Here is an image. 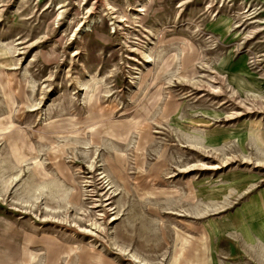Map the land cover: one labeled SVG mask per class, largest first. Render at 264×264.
<instances>
[{
	"label": "rangeland",
	"instance_id": "obj_1",
	"mask_svg": "<svg viewBox=\"0 0 264 264\" xmlns=\"http://www.w3.org/2000/svg\"><path fill=\"white\" fill-rule=\"evenodd\" d=\"M3 165L0 264H264V0H0Z\"/></svg>",
	"mask_w": 264,
	"mask_h": 264
},
{
	"label": "bare ground",
	"instance_id": "obj_2",
	"mask_svg": "<svg viewBox=\"0 0 264 264\" xmlns=\"http://www.w3.org/2000/svg\"><path fill=\"white\" fill-rule=\"evenodd\" d=\"M106 4H108V2L106 3ZM110 6V5H109ZM139 9V8H138ZM60 12V11H59ZM62 12V11H61ZM59 13L58 14V16H60V14H62V13ZM58 18H60V17H58ZM224 27H225V29L227 30L229 27H228V24H224ZM146 57H148V56H146ZM155 57V56H154ZM147 59V58H146ZM149 59V58H148ZM154 59V58H153ZM216 71V73H217V75L219 76V78H221L222 80H223V82H226V80H225V77H224V75H222L219 71H217V70H215ZM211 79L212 80H216L217 78H215V77H211ZM94 80V79H93ZM96 82H98V81H96ZM95 82V83H96ZM81 83V82H80ZM94 83V82H93ZM213 83V82H212ZM211 83V84H212ZM82 84V83H81ZM83 84H85V83H83ZM202 85V82H201V84H200V86ZM204 85V84H203ZM81 86V85H80ZM85 86V85H84ZM89 86H93L92 84L91 85H89ZM210 83H208V87L207 88H209L211 91H214L215 92V88H210ZM94 87V86H93ZM226 87L227 88H230L228 85H226ZM83 88V87H82ZM87 88V87H86ZM86 88H84V89H86ZM90 89V88H89ZM107 89V88H106ZM216 90H219V92L221 91V87H218V89H217V87H216ZM230 91H231V94H232V96H234V95H236L237 94V91L236 90H234L233 88H230ZM86 93H87V91H85ZM90 92H92V91H90ZM222 92H223V90H222ZM85 94V93H84ZM88 94V93H87ZM86 96V95H85ZM86 99V98H85ZM240 101H239V104L240 105H243V106H245V102L244 101H242L241 99H239ZM122 116V115H121ZM140 120V119H139ZM96 125V124H95ZM92 127V126H91ZM96 127V126H95ZM147 128L146 129H148V128H150V125H147L146 126ZM92 128H94V127H92ZM104 128V127H103ZM128 130L127 131H125L124 132V136H125V138H126V136H128V134L130 133V128H127ZM145 128H142V130H144ZM141 130V131H142ZM145 131V130H144ZM146 132V131H145ZM112 133V132H111ZM119 133V132H118ZM143 133V132H142ZM99 134H100V132H95V136H98L99 137ZM108 134H109V131H108ZM113 134V133H112ZM149 134V133H148ZM147 134V135H148ZM144 135V134H143ZM112 136V135H111ZM117 137V136H116ZM119 138V137H118ZM125 138H123V136H121L120 137V140H125ZM144 139V138H143ZM94 141V140H93ZM95 142V141H94ZM142 142H143V144H142V146L144 147L145 145V143H146V140H142ZM96 143V142H95ZM98 151V150H97ZM92 155V154H91ZM23 156V155H22ZM21 156V157H22ZM25 156V155H24ZM93 156V155H92ZM27 157V156H26ZM94 157V156H93ZM55 159V158H54ZM92 163V162H91ZM3 164V163H2ZM6 165V164H5ZM43 165V164H42ZM2 166V165H1ZM92 168H93V166H91ZM101 168V167H100ZM3 170H5L6 172H7V170L5 169V167H4V165H3V168L2 167H0V185H3L6 189L8 188V186H10V184H12V182L13 181H15V180H17V178H19V176H20V171H19V173H17V174H14L13 175V177L11 176L10 178H9V176L8 177H6L5 176V171H3ZM35 170V169H34ZM37 170V169H36ZM92 171L94 170V169H91ZM97 170V169H96ZM59 171V170H58ZM45 172V171H44ZM60 172V171H59ZM48 174H46V173H44V175H42V174H40V173H37V175L40 177V181L39 182H37V180L36 181H34V179H33V175L34 174H32V176H31V178H28L26 181H24V185H26L25 187L24 186H22V188H20V198H19V200H21L20 202L22 203V204H24V203H28V205H29V208L31 209V208H33L35 205H36V203L38 202V200L40 199V196L41 195H44V194H46V196L48 197V199H50V201H51V190L52 191H54V189L56 190V186L54 185V181H55V179H53V178H51V173H49V172H47ZM1 174H3V175H1ZM98 174H102V173H97V175ZM42 175V176H41ZM101 179H104V180H106V178H105V176H101ZM19 180V179H18ZM17 180V181H18ZM106 183H108V181H106ZM110 183V182H109ZM109 183L107 184V187H106V189L108 188L109 190L111 189V187H109ZM103 184H105L104 183V181H103ZM64 185V184H63ZM67 187V186H66ZM117 187V186H116ZM112 188H113V186H112ZM4 189V188H3ZM8 190V189H7ZM47 190V191H46ZM113 190H116V189H113ZM92 191V190H91ZM89 192V191H88ZM37 193H39V194H37ZM18 194V193H17ZM109 194V193H108ZM16 195V194H15ZM55 195V194H54ZM91 195V194H90ZM90 195H87V196H90ZM93 195V194H92ZM113 195V194H112ZM116 195V194H115ZM85 196H86V194H85ZM66 197H67V195H66ZM64 198V197H63ZM62 198V199H63ZM105 198V197H104ZM13 199H15V198H13ZM96 199V198H95ZM110 199V197H107V198H105L104 200H109ZM66 200V199H65ZM75 200V199H74ZM99 200V199H98ZM95 202V201H94ZM104 203V202H103ZM25 204V205H26ZM64 204V203H63ZM24 205V206H25ZM70 205H71V203H70ZM76 205V204H75ZM96 205V204H95ZM108 206V204H105L104 206ZM77 206V205H76ZM96 207H98V205H96V206H94V207H92V208H96ZM65 208V207H64ZM68 208V207H67ZM74 208V207H73ZM44 209H45V211H49V212H51V206L50 205H48V204H45L44 205ZM53 210V209H52ZM65 210V209H64ZM53 212V211H52ZM57 212V211H56ZM84 212H85V214H86V210H84ZM54 213V212H53ZM86 216H88V215H86ZM93 216V215H92ZM52 217V216H51ZM88 217H90V216H88ZM97 220H99V219H97ZM112 220V219H111ZM89 222H90V224H91V226H93L95 229H98V230H104V228L99 224V223H97L95 220H93L92 218H89ZM91 230V229H90ZM93 230V229H92ZM89 231V230H88ZM120 251H123V250H120ZM123 253V252H122ZM33 257V256H32Z\"/></svg>",
	"mask_w": 264,
	"mask_h": 264
}]
</instances>
